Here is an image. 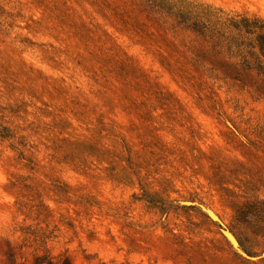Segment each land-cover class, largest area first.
<instances>
[{"label": "rangeland", "instance_id": "374dc122", "mask_svg": "<svg viewBox=\"0 0 264 264\" xmlns=\"http://www.w3.org/2000/svg\"><path fill=\"white\" fill-rule=\"evenodd\" d=\"M165 1L264 17V0H0V252L264 264V97L218 78Z\"/></svg>", "mask_w": 264, "mask_h": 264}, {"label": "trees", "instance_id": "16d2710c", "mask_svg": "<svg viewBox=\"0 0 264 264\" xmlns=\"http://www.w3.org/2000/svg\"><path fill=\"white\" fill-rule=\"evenodd\" d=\"M181 3L182 7L167 1L154 5L166 15L174 16L181 29L194 36L201 60L208 58L212 71L220 73L216 75L218 78L251 87L264 97V17ZM0 255L5 257V262L0 259L2 264H73L68 255L49 253L33 255L28 263L19 260L10 246Z\"/></svg>", "mask_w": 264, "mask_h": 264}, {"label": "bare ground", "instance_id": "6f19581e", "mask_svg": "<svg viewBox=\"0 0 264 264\" xmlns=\"http://www.w3.org/2000/svg\"><path fill=\"white\" fill-rule=\"evenodd\" d=\"M226 235H227V237H228L230 240H232V238H231V236H230L229 233H226Z\"/></svg>", "mask_w": 264, "mask_h": 264}, {"label": "water", "instance_id": "95a60500", "mask_svg": "<svg viewBox=\"0 0 264 264\" xmlns=\"http://www.w3.org/2000/svg\"><path fill=\"white\" fill-rule=\"evenodd\" d=\"M211 216L214 218V219H217L213 214H211ZM218 220V219H217Z\"/></svg>", "mask_w": 264, "mask_h": 264}]
</instances>
